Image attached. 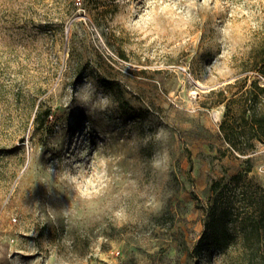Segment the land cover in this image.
<instances>
[{
	"label": "rangeland",
	"instance_id": "obj_1",
	"mask_svg": "<svg viewBox=\"0 0 264 264\" xmlns=\"http://www.w3.org/2000/svg\"><path fill=\"white\" fill-rule=\"evenodd\" d=\"M263 70L264 0H0V264H264L240 103L264 113ZM85 77L109 97L95 117ZM249 166L229 210L251 239L198 253L212 182Z\"/></svg>",
	"mask_w": 264,
	"mask_h": 264
},
{
	"label": "trees",
	"instance_id": "obj_2",
	"mask_svg": "<svg viewBox=\"0 0 264 264\" xmlns=\"http://www.w3.org/2000/svg\"><path fill=\"white\" fill-rule=\"evenodd\" d=\"M264 72V70H263ZM252 91V90H250ZM254 97L246 93L242 95L241 99V110L243 116L248 115V121L251 123V127L254 130V135L247 137L249 142L254 145L257 141H264V113L258 117L260 113L252 109V103ZM225 101V97L219 99L218 103ZM228 107V105H227ZM229 109V108H228ZM227 109L224 119L221 122V128L224 131L225 139L234 147V149L241 153L246 154V148L239 143H243V140L236 141L233 138L232 129L235 119L229 118V110ZM252 109V112L250 110ZM249 111V114H248ZM47 115L49 114L46 111ZM42 114L40 113L36 118L37 121ZM246 161H250V156L247 157ZM251 167H246L245 169L233 174L229 180L225 181V177L220 179H215L211 184V195L206 210L205 219V229L203 235L201 236L199 243L196 247L198 253L202 251L203 245L207 242H213L215 246L222 248L228 246L231 242L237 240L239 232L241 230L244 238L250 240L251 237L246 233L248 231L245 221L250 215L241 217V225L239 231H234V223L239 220L238 214L229 210V203L234 199V197H240L246 195V191L241 187L245 183H254V179L249 176ZM261 192L255 191L254 195L256 197V204H253V210H259L264 215V188H260ZM249 210V209H248ZM248 213V212H247ZM250 257L247 259V264H255L254 259L256 258V253L254 251L250 252ZM264 258V251L262 252Z\"/></svg>",
	"mask_w": 264,
	"mask_h": 264
},
{
	"label": "clouds",
	"instance_id": "obj_3",
	"mask_svg": "<svg viewBox=\"0 0 264 264\" xmlns=\"http://www.w3.org/2000/svg\"><path fill=\"white\" fill-rule=\"evenodd\" d=\"M76 103L87 110L88 114L95 117L98 111L107 109L109 97L99 90L97 82L91 77H85V80L75 89L70 90ZM156 139H161V133L158 132ZM168 154L165 150L162 159H157L156 154L152 158V167L156 170L166 171ZM253 176L256 181L264 186V165L257 164L253 170Z\"/></svg>",
	"mask_w": 264,
	"mask_h": 264
}]
</instances>
